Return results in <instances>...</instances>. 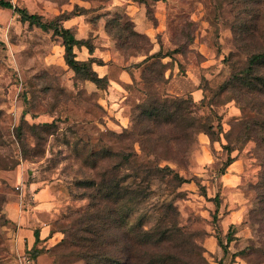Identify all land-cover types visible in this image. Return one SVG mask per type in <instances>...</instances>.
I'll return each instance as SVG.
<instances>
[{
    "label": "rangeland",
    "instance_id": "rangeland-1",
    "mask_svg": "<svg viewBox=\"0 0 264 264\" xmlns=\"http://www.w3.org/2000/svg\"><path fill=\"white\" fill-rule=\"evenodd\" d=\"M6 1L46 21L63 14L70 19L81 17L90 28L82 41L92 45L94 55L98 50L106 52L107 65L131 73L139 95L121 104L128 125L117 128L122 120L115 115L119 110L103 107L100 93L86 86L94 87L92 82L77 79L68 68L61 39L0 8V264H22L24 256L11 249L13 226L6 214L7 203L13 198L22 200L23 195L21 207L31 208L33 193L40 190H45L50 207L40 214L51 234L61 237L49 251L53 262L86 264L64 261L57 246L70 236L65 231L70 218L91 208L95 191L84 182L99 181L126 152L139 164L168 166L187 180L181 184L172 181V175L157 178L152 182L154 194L136 215L151 214L149 228L157 220L151 208L173 204L172 219L183 238H173L159 249L160 255L174 254L163 264H264V206L259 186L264 126L257 125L264 121V95L238 79L249 57L264 51V0ZM129 6L144 9L148 21L140 28L143 31L136 28ZM134 31L139 38L132 36ZM157 53L163 58L155 61L154 70L137 67ZM93 58L94 64L104 65L102 59ZM195 91L201 99L195 100ZM165 95L192 98L196 105L191 110L208 117L220 141L213 143L201 132L187 160L179 163L173 160L177 157L173 142L163 138L162 149L155 155L156 138L142 144L137 135H126L124 131L133 128L137 106ZM179 147L185 148L186 142ZM106 152L117 157L112 159ZM229 157L239 163L238 198L235 190L222 195L220 173ZM33 183L38 190H30ZM218 194L222 205L228 199L229 207L237 204L242 211L231 242L225 239L228 230L222 228L221 213L214 215ZM147 260L146 253L143 261Z\"/></svg>",
    "mask_w": 264,
    "mask_h": 264
},
{
    "label": "trees",
    "instance_id": "trees-1",
    "mask_svg": "<svg viewBox=\"0 0 264 264\" xmlns=\"http://www.w3.org/2000/svg\"><path fill=\"white\" fill-rule=\"evenodd\" d=\"M0 8L12 10L13 14L19 16L22 22L46 32L51 31L54 36L60 38L64 48L65 63L75 73L77 79L90 81L99 89L108 87V79L99 77L93 70V64L96 62L94 58L88 61L77 60L75 47L85 46L91 55L94 50L90 43L76 39L73 29L64 27L63 22L70 19L64 16L66 14L46 21L42 16L32 14L27 9L15 6L10 1L0 0ZM132 36L140 37L135 31ZM159 58L163 57L158 53L147 56L137 67H144V70L150 72L155 69V61ZM263 71L264 51H261L249 57L248 66L240 72L241 78L238 79L249 83L248 85L254 88L253 92L264 95ZM130 75L135 82V77L131 73ZM163 78L164 74L162 73L159 81H162ZM158 97L153 100L147 99L137 106L138 114L132 115L131 120L133 128L130 131L125 130L126 135H137L142 144H146L148 138H156L153 139L155 155L158 153V149H162L160 142L163 138L168 142H173L177 145L175 146L177 157L173 160L179 163L187 160L192 152V146L201 132L207 135L213 143L220 141V133H215L213 124L208 123V117L197 116L191 110V107L196 105L192 98L189 97L185 100L169 95ZM257 125L264 126V121L257 122ZM165 128L168 130L165 131ZM262 139L264 143V138ZM183 142H186V147L180 148L179 146ZM106 153L112 159L117 157L111 152ZM235 161L236 158L229 157L220 176L224 175L227 167ZM121 169L124 172H121ZM120 173H123L122 177H119ZM262 174V180L259 183L262 194L260 204L264 206V166ZM170 175H172V181L175 180L181 184L187 182L178 172L168 166L161 168L158 165L139 164L132 153L126 152L120 155V162L112 166L108 174L100 176L99 181L84 182L95 191L91 195V208L70 218L67 230H65L66 233L69 232L70 236L57 246V250L62 251V259L68 262L72 260L84 261L86 264H163L172 260L174 255L172 252L160 255L159 249L171 243L170 240L173 238H183V232L176 219H172L176 211L173 204L163 203L160 206H153L152 213H155L157 220L149 228L146 227V224L149 217L152 216L151 214L142 212L136 216L139 209L144 208L143 206L154 194L152 182L157 178L165 179ZM220 198L218 194L214 199V215L216 217L222 208ZM262 211L264 215V207ZM262 220L264 221V217ZM236 227L231 226L228 229L225 236L227 242L232 241L231 234ZM217 239H219L218 235ZM219 245L222 247L220 241ZM146 248L148 251L154 249V252H145ZM223 250H226V247ZM39 253L37 249L29 253L32 264H35V258ZM146 253L149 258L148 262L143 261ZM58 260L53 263L59 264Z\"/></svg>",
    "mask_w": 264,
    "mask_h": 264
},
{
    "label": "crops",
    "instance_id": "crops-1",
    "mask_svg": "<svg viewBox=\"0 0 264 264\" xmlns=\"http://www.w3.org/2000/svg\"><path fill=\"white\" fill-rule=\"evenodd\" d=\"M128 13L133 17L135 24H137V29L143 25L147 24V16L142 7L129 6ZM64 27L67 29L75 30V37L78 40H82L83 37L90 32L89 26L86 24L81 17H74L64 21ZM143 31V30H141ZM63 53V48L59 49ZM75 54L77 60L88 61L93 57H98L102 59L105 63L104 65H93V70L99 75V77H106L108 79L109 85L106 90H101L97 88L95 84L93 86H86L95 93H100V103L106 109L113 108L119 110L117 117L121 116V121L117 125V128L123 129L128 125V119L122 116L121 111L123 108L121 104L128 98L132 97L136 99L139 95L134 88L133 80L131 75L127 70L123 68H118L117 66L107 65V54L101 50H98L97 54L91 55L89 50L83 46L81 48L75 47ZM110 61V60H109ZM136 61V60H135ZM68 75L72 77V73L68 72ZM91 84V85H92ZM93 87V88H92ZM136 93V95H135ZM177 95H183L177 93ZM195 100L201 99V94L199 91L193 93ZM209 141V140H208ZM239 168L238 161L233 162L226 169V173L221 176V181L223 183L222 195L223 197L235 190L237 198L240 196L239 187L241 183V177L237 170ZM37 189V184H31L30 190ZM237 191V192H236ZM45 190L35 191L33 193V199L35 200V205L31 208L25 209L21 207L24 204V197L10 199L6 206V214L8 219L11 221L13 230L10 229V245L13 252L17 255L22 256L29 254L32 250H39V254L35 258V264H54L53 259L50 256V249L55 246L61 239L58 233L51 234V229L48 224L42 218L40 214L41 210L49 209V203L46 201ZM229 200H225L221 208V222L223 224V229L228 230L231 226H238L242 221V211L237 206V204H232L228 206ZM38 238V239H37Z\"/></svg>",
    "mask_w": 264,
    "mask_h": 264
},
{
    "label": "built area",
    "instance_id": "built-area-1",
    "mask_svg": "<svg viewBox=\"0 0 264 264\" xmlns=\"http://www.w3.org/2000/svg\"><path fill=\"white\" fill-rule=\"evenodd\" d=\"M21 261L22 264H32V260L29 254H25Z\"/></svg>",
    "mask_w": 264,
    "mask_h": 264
}]
</instances>
